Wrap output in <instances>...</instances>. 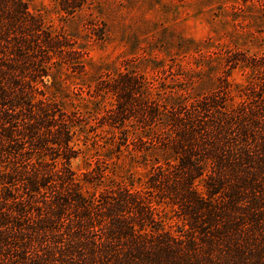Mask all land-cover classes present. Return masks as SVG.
<instances>
[{"label":"trees","instance_id":"16d2710c","mask_svg":"<svg viewBox=\"0 0 264 264\" xmlns=\"http://www.w3.org/2000/svg\"><path fill=\"white\" fill-rule=\"evenodd\" d=\"M98 26L83 43L0 0V264H264V52L215 49L218 79L190 95L202 79L94 63ZM97 128L115 158L77 175Z\"/></svg>","mask_w":264,"mask_h":264},{"label":"rangeland","instance_id":"374dc122","mask_svg":"<svg viewBox=\"0 0 264 264\" xmlns=\"http://www.w3.org/2000/svg\"><path fill=\"white\" fill-rule=\"evenodd\" d=\"M24 1L52 29L59 30L64 25L69 32L82 35L83 43L84 23L96 20V34L102 31L105 38H90L86 46L96 64L108 63L123 69L133 61L137 70L151 78L164 79L168 87L187 85L172 79H202L195 82L196 88L187 87L186 94L190 95L213 87L218 71V56L211 55L215 49L264 52V0H97L73 17L62 13L56 0ZM191 43L200 50L198 54L189 51L194 47ZM156 65L164 68L155 69ZM245 75L246 71L233 70L230 79L238 81ZM108 106L106 100L105 107ZM96 131L98 145L89 143L84 153L71 161L77 175L97 158H115L106 152L110 132L106 128Z\"/></svg>","mask_w":264,"mask_h":264}]
</instances>
